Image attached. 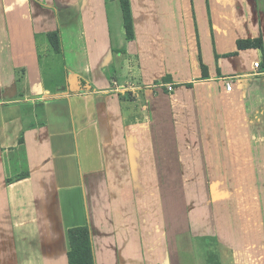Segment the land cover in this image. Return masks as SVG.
Returning a JSON list of instances; mask_svg holds the SVG:
<instances>
[{
    "label": "crops",
    "instance_id": "obj_1",
    "mask_svg": "<svg viewBox=\"0 0 264 264\" xmlns=\"http://www.w3.org/2000/svg\"><path fill=\"white\" fill-rule=\"evenodd\" d=\"M127 1L131 38L122 0H0V264H69L79 226L96 264H202V237L218 264H264V186L183 183L209 135L179 128L203 86L211 115L259 130L264 0Z\"/></svg>",
    "mask_w": 264,
    "mask_h": 264
},
{
    "label": "rangeland",
    "instance_id": "obj_2",
    "mask_svg": "<svg viewBox=\"0 0 264 264\" xmlns=\"http://www.w3.org/2000/svg\"><path fill=\"white\" fill-rule=\"evenodd\" d=\"M191 86L192 84H185ZM193 92L188 91L182 102L183 120L179 125L181 130L186 132L208 134V140L187 141L188 159L184 162L185 170L181 175V181L188 186L197 182L206 184L211 188L217 182L244 183V186H264V117L262 122L257 124L259 130H255L258 136H254V126L236 125L232 120L235 118L228 115V119H220L211 115L209 110V89L201 87ZM208 96V100H206ZM136 99V98H135ZM172 99V98H171ZM185 99V100H184ZM198 103V116L190 114V101ZM140 100L138 101V104ZM137 102L135 110H139ZM173 106V102L169 103ZM186 106V108H185ZM233 114L237 111L231 104ZM264 113V110H262ZM167 114L170 116V123H173L174 108H169ZM264 115V114H263ZM225 120V121H224ZM224 121V124H220ZM261 124V125H260ZM190 146V147H189ZM195 166L192 172H188V164ZM207 168V170H206ZM177 176V174H176ZM220 190V191H219ZM212 189L215 196L229 193L232 189ZM258 190V189H257ZM248 191V189H245ZM263 192L264 188L259 189ZM212 194V192H211ZM205 195H202L204 197ZM199 252L202 253V264H218L217 252L221 248L214 240L197 241ZM226 262V261H225Z\"/></svg>",
    "mask_w": 264,
    "mask_h": 264
},
{
    "label": "trees",
    "instance_id": "obj_3",
    "mask_svg": "<svg viewBox=\"0 0 264 264\" xmlns=\"http://www.w3.org/2000/svg\"><path fill=\"white\" fill-rule=\"evenodd\" d=\"M129 8V2L122 0L124 27L127 38L133 36V23ZM48 40L55 52L63 55L59 28L48 33ZM237 46L239 48H262V39L259 37L255 40H239ZM68 238L70 243V250L68 251L69 264H96L91 232L88 226L70 228L68 230ZM198 240L202 242L214 240L215 243H218L215 237H202Z\"/></svg>",
    "mask_w": 264,
    "mask_h": 264
},
{
    "label": "built area",
    "instance_id": "obj_4",
    "mask_svg": "<svg viewBox=\"0 0 264 264\" xmlns=\"http://www.w3.org/2000/svg\"><path fill=\"white\" fill-rule=\"evenodd\" d=\"M254 67H255V69H258V67H259V62L258 61L254 62ZM224 86H225V90L227 92H231L233 90V81L231 79L225 80L224 81ZM171 89H172V87L168 86V90H171Z\"/></svg>",
    "mask_w": 264,
    "mask_h": 264
}]
</instances>
